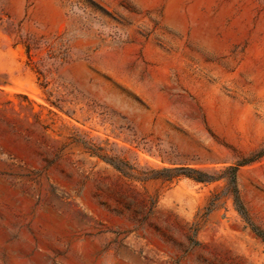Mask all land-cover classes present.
<instances>
[{
	"label": "rangeland",
	"instance_id": "obj_1",
	"mask_svg": "<svg viewBox=\"0 0 264 264\" xmlns=\"http://www.w3.org/2000/svg\"><path fill=\"white\" fill-rule=\"evenodd\" d=\"M0 264H264V0H0Z\"/></svg>",
	"mask_w": 264,
	"mask_h": 264
},
{
	"label": "bare ground",
	"instance_id": "obj_2",
	"mask_svg": "<svg viewBox=\"0 0 264 264\" xmlns=\"http://www.w3.org/2000/svg\"><path fill=\"white\" fill-rule=\"evenodd\" d=\"M132 117L137 121V122H145L146 121V116L145 115H140V114H136V113H131Z\"/></svg>",
	"mask_w": 264,
	"mask_h": 264
},
{
	"label": "trees",
	"instance_id": "obj_3",
	"mask_svg": "<svg viewBox=\"0 0 264 264\" xmlns=\"http://www.w3.org/2000/svg\"><path fill=\"white\" fill-rule=\"evenodd\" d=\"M231 170L233 171V181H234V180H235V172H236V170H237V166L231 167ZM195 179H196V180H202V179H200V178H198V177H196Z\"/></svg>",
	"mask_w": 264,
	"mask_h": 264
}]
</instances>
